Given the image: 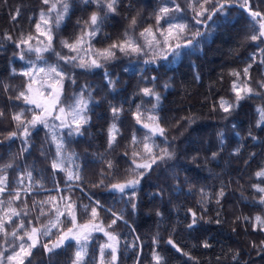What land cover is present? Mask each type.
<instances>
[{
    "label": "trees",
    "instance_id": "16d2710c",
    "mask_svg": "<svg viewBox=\"0 0 264 264\" xmlns=\"http://www.w3.org/2000/svg\"><path fill=\"white\" fill-rule=\"evenodd\" d=\"M55 2L0 0V176H7L5 191L0 192V218L9 207L16 208L20 215L6 224L9 233L16 230L22 236L32 227L41 229L40 242L25 264H73L80 247L74 239L51 253L43 247L73 227L68 205L75 211L77 225H100L118 237L115 264H156L155 253L163 258L161 264H264V229L254 219L264 217L260 202L264 193L254 187H264V176L256 175L264 170V123L257 126V108L264 107L260 86L264 83V42L250 39L258 33L259 24L240 7L243 0L215 13L213 8L225 0L207 4L204 0H118L115 12L95 2L66 0L68 12L59 28L52 25L54 52L28 51L29 45L32 49L47 46V37L36 25L41 23V11L47 18ZM202 4L208 11L198 15ZM177 5L180 11H175ZM249 5L264 13V0H249ZM162 7L173 11L157 24ZM61 10L57 4L50 14L53 21ZM92 13L101 17L96 35L85 37L78 51L64 47L61 41L74 43L82 32L93 30L85 24ZM132 18L137 23L130 27ZM170 23L187 28L178 38L174 30L169 38ZM146 28L152 29L159 43L153 42L151 34L140 36ZM41 30H45L43 24ZM126 32L142 52L126 54L114 49L115 58L110 60L97 55L98 50L124 41ZM29 36L28 45L20 43ZM177 44L182 47L174 55ZM55 53L77 59L66 61ZM93 59L101 67L78 66ZM249 65L245 76L243 69ZM49 66H55L63 78L38 71ZM26 71L33 73L31 78L23 75ZM233 71L240 75H232ZM234 82H247L261 95L239 101L226 113L221 101L235 102ZM29 83L45 92L49 87L44 83L61 84L59 105L67 113L66 127L55 117L47 118V127L27 124L41 112L35 104L16 99L21 91L29 95ZM145 88L155 95H145ZM80 100L81 116L87 123H81L76 132L72 108ZM113 108L120 111L114 114ZM21 112L29 129L27 137L24 125L18 126L13 119ZM149 116L158 117L165 129L163 136L144 127L154 124ZM113 125L117 131L110 146ZM12 132L17 135L10 137ZM58 142L62 144L59 155ZM145 144L153 155L167 149L173 157L147 170L137 168V164L151 162L143 150ZM54 161L61 168H53ZM69 173L79 179H69ZM133 179L139 183L123 192L112 188ZM17 192L19 199H15ZM57 208L62 213L60 223L51 227L57 221ZM193 219L196 223L189 228ZM21 222L24 229L17 227ZM46 229L50 235L43 234ZM5 239L21 242L0 233V250L7 247ZM23 242L30 243L27 238ZM106 243L104 232H91L82 264H100V248ZM110 251L105 250V261L110 260Z\"/></svg>",
    "mask_w": 264,
    "mask_h": 264
},
{
    "label": "snow or ice",
    "instance_id": "6c2138e0",
    "mask_svg": "<svg viewBox=\"0 0 264 264\" xmlns=\"http://www.w3.org/2000/svg\"><path fill=\"white\" fill-rule=\"evenodd\" d=\"M85 2H95L98 5L103 4L104 7H106L107 12H115L116 11L115 6L118 3V0H85ZM210 2H211V0H204L205 4L210 3ZM230 2H235V0H225L224 3L219 4L218 8L217 7L213 8V13H215L216 11H223L225 8V5L230 3ZM43 3L49 4L50 0H43ZM57 4H60L62 6V10L57 12L55 20L53 21L50 14L57 10ZM240 7L246 9L249 12L252 20L255 23L259 24L258 33L252 35L250 37V39L252 41L260 40V41L264 42V13H261L258 11H253L249 5V0H243V2L240 4ZM200 8H201V11L198 13V15H203L204 12L208 11V9L205 8L203 4L200 5ZM68 9H69V4L66 2V0H56L55 3H51V7L48 9L49 15L47 18H46L45 12L41 11V13H40L41 23H38L36 25V28L38 31L41 32V35H44L47 37L48 43H47L46 47L37 48V49H32L31 46L29 45L28 51H36L38 54L43 53V52H48V51L54 52V49L52 47V40H53L52 25L54 23L55 27L59 28L62 20L64 19V15L68 12ZM180 10L181 9H180L179 5H177L175 8V11H180ZM171 11H173V9H169L168 7H162L159 10V15L157 16V24H159L160 20L167 17ZM208 19H211V16H209ZM99 22H101V17L97 13H92L89 20L85 22L86 25H89L93 28L92 31L82 32L81 35L76 38L74 43H69L66 40L61 41V43L63 44L64 47H66L72 51H78L80 46H82L85 43V37H88V38L94 37L96 35L97 31H99ZM136 23H137L136 18H132V20L130 22V27L135 26ZM41 24H43L45 26V30H43V31L41 30ZM186 28H187V25H185V24H171L170 23L169 27L167 29V36L169 38H172L173 37V31L175 30V37L178 38L180 36V34L185 31ZM149 34H151L153 36V42L159 43L158 41L155 40V35L152 32L151 28H146L143 32L140 33V36L146 37ZM161 35H164V33H161ZM196 35H200V33L197 32ZM125 36H126V39L124 41L119 42V43H113L106 49L98 50L97 55L102 57L104 60H110V59L115 58V52L113 51L114 49H118L120 52H123L126 54L127 53H140L143 51L142 47L139 44L135 43L133 38L131 36H128L127 32L125 33ZM9 39H11V37H9ZM31 39H32V37L29 36L27 39L21 40L20 43L28 45L29 41ZM187 44L190 45L191 41L189 40L187 42ZM183 46H187V45H183ZM181 47H182V45H180V44H177L175 46V49L173 50L174 55H179L178 49H180ZM262 51H264V50H262ZM55 55L57 57H59L60 59H63L66 61H75L77 59V57H75V56L62 57V56H60L59 53H55ZM21 59H23V54H21ZM37 59L42 60L43 57L41 55H37ZM45 63H46V61H45ZM261 63H264V61H261ZM78 66L82 67V68H85V67H101V64L98 63L97 60L93 59V60H91L90 63L82 62ZM250 67H251V65H249L248 67L243 69L245 76L248 75V71H249ZM38 71L41 73L55 75L56 77H59L61 79L63 78V73L58 72L57 68L55 66H49L47 69L40 68V69H38ZM231 74L234 76H237V77L240 75L239 72H235V71H233ZM23 75L31 78L33 73L31 71H26L23 73ZM260 86H261V88H264V83H261ZM232 87L236 93L235 102L228 103L227 101L222 100L221 105H220L223 108L224 112H226V113L230 112L234 107H237L239 105V101L244 100L246 98H249L253 94L261 95L260 93L255 92L252 87L248 86L247 82H244L243 84H237L236 82H234ZM32 91H33L32 85H31V83H29L28 92H32ZM54 91H55V95L52 96L50 100H45V101L37 99L35 96L30 97L24 91L20 92L19 96H17L16 99L23 98L26 103L35 104L38 108L43 109L42 115H34L31 120L27 121V124H31L33 127L36 124H40V123L44 124L46 127L48 126L47 118L52 115V108L55 107V105L58 104L60 101V88L58 87ZM143 92L145 95H155V93H153L152 89H149V88L143 89ZM157 100H159V96H157ZM80 105H83L82 100L78 101L77 105L72 108V118H73V121L76 122V128H75L76 132L80 131V124L81 123H87V120L81 116V113L83 112V107H81ZM153 107L155 108L156 106L153 105ZM59 111L61 113H64L65 109L60 108ZM112 111L114 114H116L120 110L113 108ZM257 112L259 114V120L257 121V126L259 127L262 123H264V107H258ZM0 115H3V113H0ZM23 115H24L23 112L18 113V114L13 116V119L18 122V126L24 125V135H25V137H27L29 135V129H28L27 125H25L24 120L22 119ZM56 119H61V117L57 116ZM136 119H137V122L139 123L141 120V115L139 113L136 115ZM148 119L150 121H153L154 124L152 126H150L149 124H145L144 127L150 128V131L154 135L159 134L160 136H163L165 133V129L160 127V125L158 123V117L149 116ZM66 126L67 125H65L63 123L61 124V127H66ZM116 131H117V129L115 128V125H113L112 129L110 130V137H111L110 141H109L110 146L115 141V132ZM69 134H71V133H69ZM16 135H17L16 132H12L10 134V137H14ZM133 141L135 142V137L133 138ZM61 148H62V144L60 142H58L57 143L58 155H59ZM143 150L145 153L148 154L151 162L150 163H144V164H137L136 167L142 168L145 170L150 169L151 165L156 164L157 161H163L166 158L171 159L173 157V153L169 152L167 149H162L160 155H153L152 148L149 147L147 144L144 145ZM237 151H239V149H237ZM133 155L138 156V155H140V153L134 152ZM213 156H215V153L213 154ZM4 167H11V165H5ZM52 167L53 168H61V164L54 161L52 164ZM109 167H111V163H109ZM143 174H144L143 172L140 173L141 176ZM256 175L257 176H264V170L257 172ZM28 176L31 177V173H28ZM68 178L69 179H73V178L79 179V176L74 175L72 173H69ZM6 183H7V176L6 175L0 176V192L5 191ZM138 183H139L138 179H133V180L127 181L125 184H113L112 188L118 189L120 192H123L125 190V188L130 187V186H135ZM254 187L257 188L258 192L264 193V187H260L258 185L254 186ZM219 195L223 196L224 192L221 191L219 193ZM19 198H20V195L17 192L15 195V199H19ZM50 199H55V198H50ZM217 202H219V201H217ZM260 202L262 204H264V196L261 197ZM2 203L3 202L0 201V204H2ZM9 203H11V201ZM44 203H48V201H42L41 202V204H44ZM97 203H99V202H97ZM67 207H68V213L67 214L69 216H71V218H72L73 227L69 228V229H67V231L63 232L59 236V238L51 244V246H49V244H44L43 245L44 249L47 252L51 253L55 249L60 248L62 245H64L65 241H67L69 239H74L77 242V244L80 245V247H79V250H77L75 253V258L73 260V264H82V261L84 260V256L86 254V252H85L86 244H87V241L91 237V232L101 231V232H104V234L108 237L109 243L102 245L100 248V264H115V262L117 261V246L119 244L118 237L111 232L105 231V229L100 225H96L93 223H86L83 225H77L76 224L75 211L71 208L70 205H68ZM133 207H135V205H133ZM26 214L27 213H25V215ZM45 214L46 213L41 212V215H45ZM19 215H20V212L17 211L16 208L9 207L4 214V217L0 218V233H2L4 235V237L11 235L16 240L21 241L19 244H16L15 241L10 242L7 239L4 240V244L7 245V247L4 250H0V264H25V261L28 260V258L32 255V249L35 248L40 242L39 241V236L41 233L40 228L32 227L30 230L25 231L24 235H22V236H18L16 230H13L11 233H9L7 231L6 224L9 222H12V218L18 217ZM60 215H62V213H60L59 209L57 208V210H56L57 221H56V223H52L51 227H58V225L60 223V220H59ZM91 215L93 218H95L97 216V211L95 208L92 209ZM192 215H193V217H195L196 214L193 213ZM117 219H122V217H117ZM245 219H247V218H245ZM254 219H255L256 226H259L262 229H264V217L257 215ZM115 223H116V220H113L112 224H115ZM195 223H196V220L193 219L192 224L188 225V227L191 228ZM17 227L20 229H24L25 225L23 222H21ZM109 227H111V225H109ZM43 234L44 235H50V229H46ZM25 238H27V240L30 241V243H27V244L24 243L23 241L25 240ZM168 243L172 244L173 247H176L175 244L173 243V241L169 240ZM262 243H264V242H262ZM204 247H209V245L207 243H205ZM106 249L111 250L110 253H108V255L110 256V260H108V261H105V258H104ZM177 251H180V249L177 248ZM154 259L156 261V264H161V262L163 260V258L158 253L154 254ZM29 264H30V262H29Z\"/></svg>",
    "mask_w": 264,
    "mask_h": 264
},
{
    "label": "rangeland",
    "instance_id": "374dc122",
    "mask_svg": "<svg viewBox=\"0 0 264 264\" xmlns=\"http://www.w3.org/2000/svg\"><path fill=\"white\" fill-rule=\"evenodd\" d=\"M45 87H49V89L47 90V92H45L44 90L38 88L35 85H32V92H29V96H35L37 99H40L42 101L45 100H50L52 96L55 95V89L56 88H60V96H61V84H49V83H44ZM60 108H64L63 106H60L59 103L55 105V107L52 108V115L49 117H57L60 116L61 119H57L59 121L60 124H67L68 123V117H67V113L66 110L64 113H61L59 111ZM65 109V108H64ZM41 112L38 115H42L43 114V109L40 108ZM152 126V125H151Z\"/></svg>",
    "mask_w": 264,
    "mask_h": 264
}]
</instances>
